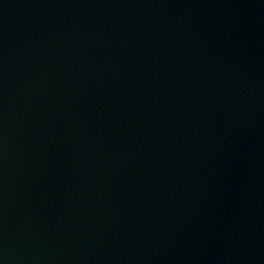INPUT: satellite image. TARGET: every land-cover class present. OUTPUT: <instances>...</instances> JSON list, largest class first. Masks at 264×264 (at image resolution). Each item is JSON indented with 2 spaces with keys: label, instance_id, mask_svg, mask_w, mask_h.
<instances>
[{
  "label": "water",
  "instance_id": "water-1",
  "mask_svg": "<svg viewBox=\"0 0 264 264\" xmlns=\"http://www.w3.org/2000/svg\"><path fill=\"white\" fill-rule=\"evenodd\" d=\"M0 264H264V0H0Z\"/></svg>",
  "mask_w": 264,
  "mask_h": 264
}]
</instances>
